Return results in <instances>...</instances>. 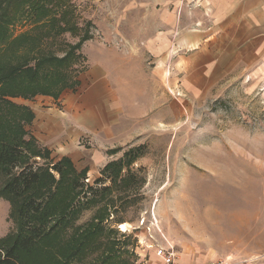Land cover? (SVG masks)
<instances>
[{
	"label": "rangeland",
	"instance_id": "374dc122",
	"mask_svg": "<svg viewBox=\"0 0 264 264\" xmlns=\"http://www.w3.org/2000/svg\"><path fill=\"white\" fill-rule=\"evenodd\" d=\"M184 1L187 31L177 30V15L169 32H162L161 14L172 6L175 11L176 0H55L43 4L52 9L43 19L33 17L38 13L34 8L10 21L12 39L40 36L43 51L59 57L89 33L92 38L78 51L79 70L70 84L75 79L81 84L98 46L122 54L118 63L128 67L123 72L127 81L140 77L133 73L139 61L149 70H162L167 80L168 95L163 97L161 89L157 95L160 111L153 114V127L145 122L141 140L108 150L105 164L91 167L83 162L86 156L77 160L64 155L63 148L45 147L32 134L35 117L24 126L25 138L36 144L28 161L37 162L43 172L39 191L51 179L56 191L62 175L55 165L64 167L58 194L76 210L68 232L86 230L100 217L103 241L115 247L112 264H153L154 252L146 250L149 243L173 246L187 263L219 259L225 264H264V43L257 58L216 62L209 60L211 55L199 57L201 48L181 43L187 35L210 33L202 17L211 16L193 13L202 0L199 5L197 0ZM66 10L69 23H59L66 28L62 32L52 25L51 16L60 18ZM153 41L155 50H150ZM34 64L26 67L36 68ZM70 84L57 96L7 99L32 112L30 103L42 97L54 98L61 107L63 95L78 87ZM65 157L70 164L62 161ZM9 180L0 168V238L18 229L12 213L16 205L2 192ZM74 180L79 186L75 189ZM123 224L129 226L123 229ZM94 258L74 264H90Z\"/></svg>",
	"mask_w": 264,
	"mask_h": 264
},
{
	"label": "trees",
	"instance_id": "16d2710c",
	"mask_svg": "<svg viewBox=\"0 0 264 264\" xmlns=\"http://www.w3.org/2000/svg\"><path fill=\"white\" fill-rule=\"evenodd\" d=\"M50 1L55 0H0V168L10 177L2 192L15 203L12 213L18 220V229L0 238V264H74L75 261L83 263L89 257H95L90 264H112L115 247L103 241L104 228L98 224L100 217L86 230L80 231L77 227L68 232L76 210H70L73 205L70 199L58 194L64 182L62 165H55L62 175L57 182L59 188L53 191L55 181L51 179L46 188L39 191L43 172L36 168L37 162L28 161L31 147L36 144L25 138L24 127L35 115L25 106L7 99L38 93L57 96L79 70L78 61L82 56L78 51L85 41L92 38L88 32L79 44L71 45V49L62 57L56 52L43 51L40 36L31 38L21 34L12 39L10 21L34 8L38 13L35 12L33 17L38 15L39 19H43L52 12V9L43 6ZM69 15L70 12L66 10L60 18L51 16L52 25L63 32L66 28L59 23L64 21L65 25L68 24ZM72 29L77 30V27L72 26ZM26 49L31 54L29 57H26ZM29 62H34L36 68L26 67ZM78 84L75 79L70 86L75 88ZM41 155L34 154L33 158ZM62 161L70 164L67 157ZM16 169L19 170L15 174ZM77 183L74 180L73 189L79 187Z\"/></svg>",
	"mask_w": 264,
	"mask_h": 264
},
{
	"label": "crops",
	"instance_id": "0c3cea01",
	"mask_svg": "<svg viewBox=\"0 0 264 264\" xmlns=\"http://www.w3.org/2000/svg\"><path fill=\"white\" fill-rule=\"evenodd\" d=\"M197 1L195 5L201 2ZM176 2L175 11L172 6L161 14L165 22L162 32H169L177 15L180 16L177 30L187 31L185 1ZM193 13L211 16L202 17L204 29L210 30V33L194 34L193 37L187 35L181 43L201 48L197 51L199 57L204 59L205 55H211L210 61L222 62L261 55L264 0H202V5L196 6ZM147 30L154 34L151 26H146ZM149 48L155 50L154 41ZM97 49L94 58L89 59L88 68L80 76L81 84L63 95L61 107L55 103L57 100L47 97L30 103L35 112L30 127L37 141L47 148H63L64 155L77 160L86 156L83 162L91 167L105 164L108 150L141 140L146 130L145 122L153 127L156 120L153 114L160 111L157 100L159 89L163 97L168 95L165 93L167 80L162 70H149L144 62H135L133 73L140 74V77L127 81L123 72H127L128 67L118 63L122 54L115 49L99 46ZM139 57L144 58L141 54ZM165 107H162L163 110L168 112ZM151 259L153 264H162L154 254ZM179 263L202 264L187 263L181 259Z\"/></svg>",
	"mask_w": 264,
	"mask_h": 264
},
{
	"label": "built area",
	"instance_id": "2783aa9c",
	"mask_svg": "<svg viewBox=\"0 0 264 264\" xmlns=\"http://www.w3.org/2000/svg\"><path fill=\"white\" fill-rule=\"evenodd\" d=\"M147 247L148 248H146V250H153L155 257L160 259L162 264H180L178 253L176 252L175 248H173V246L149 243ZM145 263L147 264L148 260H145ZM206 264H225V262L219 259H213Z\"/></svg>",
	"mask_w": 264,
	"mask_h": 264
},
{
	"label": "bare ground",
	"instance_id": "6f19581e",
	"mask_svg": "<svg viewBox=\"0 0 264 264\" xmlns=\"http://www.w3.org/2000/svg\"><path fill=\"white\" fill-rule=\"evenodd\" d=\"M129 226L128 224H123L122 228L125 229V227Z\"/></svg>",
	"mask_w": 264,
	"mask_h": 264
}]
</instances>
